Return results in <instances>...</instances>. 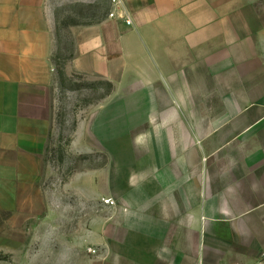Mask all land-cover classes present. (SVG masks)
I'll return each mask as SVG.
<instances>
[{
  "label": "crops",
  "instance_id": "obj_1",
  "mask_svg": "<svg viewBox=\"0 0 264 264\" xmlns=\"http://www.w3.org/2000/svg\"><path fill=\"white\" fill-rule=\"evenodd\" d=\"M78 1L0 0V186L14 194L38 172L55 122L56 8ZM122 1L132 26L114 18L70 28L66 75L110 80L112 67L136 59L134 72L164 76L182 107L226 114L183 118L200 147L171 148L165 164L148 154L127 180L132 199L115 196L120 175L105 171L106 198L119 208L104 204L78 248L100 245L103 264H264V97L219 98L264 92V0Z\"/></svg>",
  "mask_w": 264,
  "mask_h": 264
},
{
  "label": "rangeland",
  "instance_id": "obj_2",
  "mask_svg": "<svg viewBox=\"0 0 264 264\" xmlns=\"http://www.w3.org/2000/svg\"><path fill=\"white\" fill-rule=\"evenodd\" d=\"M111 8L112 0L63 3L56 8L59 49L54 60L60 84L55 122L31 184L15 194L16 189L0 186V264H103L100 245L78 247L91 222L100 223L102 207L109 200L104 190L105 171L120 175L115 196L132 199L138 194L127 180L148 154L161 152L149 160L165 164L171 148L181 153L185 147H200L195 131L183 118L197 116L199 110L207 116L226 114L219 107H182V93L177 92L176 97L167 91L164 76L152 83L150 75L134 72L136 59L127 61V66L120 62L112 67L114 79L110 80L79 74L59 76L73 56L70 28L104 22L110 19ZM189 95L198 99L196 92ZM262 97L263 91L244 89L222 91L219 98L256 102ZM239 110L234 107L232 113ZM175 159L173 165L181 156ZM110 206L118 207L115 203Z\"/></svg>",
  "mask_w": 264,
  "mask_h": 264
},
{
  "label": "built area",
  "instance_id": "obj_3",
  "mask_svg": "<svg viewBox=\"0 0 264 264\" xmlns=\"http://www.w3.org/2000/svg\"><path fill=\"white\" fill-rule=\"evenodd\" d=\"M110 19L119 18L125 21V23L128 26H132L133 22L132 19L129 17V14L127 13L123 1L122 0H112V10L109 14ZM105 203L107 205H113L112 200H106ZM92 254H97V251L94 249L89 250Z\"/></svg>",
  "mask_w": 264,
  "mask_h": 264
},
{
  "label": "trees",
  "instance_id": "obj_4",
  "mask_svg": "<svg viewBox=\"0 0 264 264\" xmlns=\"http://www.w3.org/2000/svg\"><path fill=\"white\" fill-rule=\"evenodd\" d=\"M55 65H56V64H55ZM59 76H61V77H66L65 67H63V68L61 69V71L59 70Z\"/></svg>",
  "mask_w": 264,
  "mask_h": 264
}]
</instances>
